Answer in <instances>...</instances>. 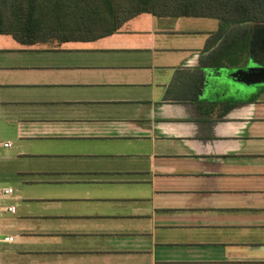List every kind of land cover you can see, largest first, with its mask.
<instances>
[{"label": "crops", "instance_id": "obj_1", "mask_svg": "<svg viewBox=\"0 0 264 264\" xmlns=\"http://www.w3.org/2000/svg\"><path fill=\"white\" fill-rule=\"evenodd\" d=\"M217 29L140 13L90 40L0 34V178L3 159L54 160L52 147L116 151L108 168L95 157L31 171L55 192L25 198L45 212L0 202V264H264V81L232 76L264 57L202 64ZM121 184L119 198L100 194ZM102 201L113 208L60 211Z\"/></svg>", "mask_w": 264, "mask_h": 264}, {"label": "trees", "instance_id": "obj_2", "mask_svg": "<svg viewBox=\"0 0 264 264\" xmlns=\"http://www.w3.org/2000/svg\"><path fill=\"white\" fill-rule=\"evenodd\" d=\"M140 13L216 18L202 64L219 68L240 66L251 48L257 52L262 32L253 39V30L264 26V0H0V34L25 45L90 40Z\"/></svg>", "mask_w": 264, "mask_h": 264}, {"label": "rangeland", "instance_id": "obj_3", "mask_svg": "<svg viewBox=\"0 0 264 264\" xmlns=\"http://www.w3.org/2000/svg\"><path fill=\"white\" fill-rule=\"evenodd\" d=\"M115 147H110V149L102 148L100 151H97L96 153L99 154V156H93L89 155V153L86 151L83 154V158H87L86 160H92L91 158H95L94 161L96 164H98L100 167L103 168L105 166L108 168L109 162L108 159L109 154L114 153L116 151H113ZM8 150V149H7ZM6 149L1 148L0 154H5L7 152ZM47 153H53L57 154L56 159H39V160H6L3 159L1 161V178H0V188L10 186L13 188L14 193L9 197H2L0 199V202L2 204H13L16 206L17 210L19 212H23L28 208L31 209H37L46 211V206L43 203L32 201L29 203L25 198H34L41 195H48L53 194L55 191L53 188L50 187H42L39 184H30L28 181L33 176L30 174L31 171L39 170V171H45L46 169L54 170V168L57 165H66L73 167L75 162H82L78 159L83 158H77L78 156H73L72 154H75L76 152L72 151L69 148H57L52 147L51 149H48L46 151ZM119 154V153H118ZM100 157H104L107 159H102ZM85 161V160H84ZM90 162V161H86ZM127 161L124 159L121 160H115L110 163V166L116 167H123L125 166V163ZM129 163V162H128ZM110 187H104L102 188L100 194H104V198H119L125 191V187L123 184L117 189L110 190ZM80 194V193H77ZM105 201H102L101 204L98 205H82L80 202H70L65 204L62 207L61 212H70V211H88V212H103L104 209L113 208V204H105ZM61 223L57 222V224Z\"/></svg>", "mask_w": 264, "mask_h": 264}, {"label": "water", "instance_id": "obj_4", "mask_svg": "<svg viewBox=\"0 0 264 264\" xmlns=\"http://www.w3.org/2000/svg\"><path fill=\"white\" fill-rule=\"evenodd\" d=\"M259 30H264V26L261 28L255 27L252 36H254ZM255 64V66L246 67L245 69H237L232 73V76L250 83L264 81V65L257 62Z\"/></svg>", "mask_w": 264, "mask_h": 264}, {"label": "built area", "instance_id": "obj_5", "mask_svg": "<svg viewBox=\"0 0 264 264\" xmlns=\"http://www.w3.org/2000/svg\"><path fill=\"white\" fill-rule=\"evenodd\" d=\"M10 144L11 143H9V142H1L0 141V146H3V147H8ZM11 192H12L11 188L2 189V193L3 194H8V193H11ZM7 210L14 211V207L10 206V207L7 208ZM12 240H13V238L11 236L4 237V239H3V241H6V242H10Z\"/></svg>", "mask_w": 264, "mask_h": 264}, {"label": "flooded vegetation", "instance_id": "obj_6", "mask_svg": "<svg viewBox=\"0 0 264 264\" xmlns=\"http://www.w3.org/2000/svg\"><path fill=\"white\" fill-rule=\"evenodd\" d=\"M261 34H262V38L258 41L259 45L257 52H259V54L264 57V31Z\"/></svg>", "mask_w": 264, "mask_h": 264}]
</instances>
